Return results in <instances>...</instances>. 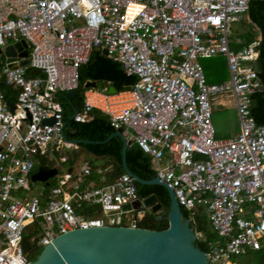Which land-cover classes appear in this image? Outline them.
<instances>
[{
    "label": "built area",
    "instance_id": "obj_1",
    "mask_svg": "<svg viewBox=\"0 0 264 264\" xmlns=\"http://www.w3.org/2000/svg\"><path fill=\"white\" fill-rule=\"evenodd\" d=\"M250 1L0 0V83L15 93L10 110L0 91V264H27L31 250L73 229L138 227L146 211L141 203L132 207L142 198L127 173L107 179L109 168L100 167L93 181L88 161L78 171L65 163L63 151L78 145L63 135L57 98L76 89L78 68L103 49L135 80L111 92L106 85L84 87L73 121L98 112L120 129L125 146L135 144L146 154L154 177L187 211L195 239L204 240L194 229L195 215L203 214L213 233L207 264H229L260 247L264 125L250 114L251 95L261 85L253 68L260 36L252 24L255 36L246 44L232 49L228 38ZM20 40L25 57L15 47V56L4 54ZM217 54L225 58L227 78L207 82L198 60ZM24 58L28 63L20 66ZM221 96L231 99L238 123L226 138L215 135L212 123ZM55 157L59 167L51 166L56 172L47 184L37 195L24 194L41 160Z\"/></svg>",
    "mask_w": 264,
    "mask_h": 264
},
{
    "label": "trees",
    "instance_id": "obj_2",
    "mask_svg": "<svg viewBox=\"0 0 264 264\" xmlns=\"http://www.w3.org/2000/svg\"><path fill=\"white\" fill-rule=\"evenodd\" d=\"M246 16L250 28L241 37V42L237 45H231L230 48L236 49L241 45L246 44L255 36V31H253L251 27L252 24L258 28L260 40L256 62L258 67L257 77L262 85V89L255 91L251 95L250 114L253 116L256 123L264 125V0H251L248 3ZM204 75L206 81L211 82L208 72L204 73ZM87 79L96 81L97 84H100L99 86H102L103 82H107L108 85L116 91L124 89L132 84L135 80V76L125 74L118 62L107 58L100 50L93 51L87 62L78 68V85L75 89L74 96L69 99V104L76 110L80 107L81 93L84 89V82ZM0 91L3 93L6 101L14 102L15 93L7 85L0 84ZM63 96L64 94H59L58 101L63 109L62 119L66 122L62 128L64 137L70 141L79 139L93 141L88 143L77 142L76 144L81 150L88 152L93 156H103L110 159L112 165L107 174L108 179L114 175L122 173V140L118 136L108 138L114 130L109 125L107 119L99 113L94 114L93 112L91 119L85 122H75L72 119L68 120L71 109L68 107ZM68 158L66 161H68ZM70 159L73 161L72 157H70ZM124 159L126 167L139 178L149 180L154 177L149 157L135 144L125 147ZM72 161L69 160L70 164ZM42 164L50 165L51 163L50 161L41 160L40 165ZM134 185L138 197L144 198L149 194H155L157 201L160 203V209L158 211H145L144 215L137 220L136 225L141 228L155 230L166 228V212L169 207V200L165 188L160 185H146L137 182H134ZM180 210L182 216L187 218V211L183 207H180ZM158 216H160L159 219L157 218ZM190 225H192V223H190ZM194 229L201 231L204 234V240L196 239L195 243L202 251L206 252V241L213 237V233L210 231L207 221L202 213L195 215ZM40 249L41 248H35L33 253L29 256V260H34ZM230 262L236 264H264V240L261 241L258 249L248 250L244 254L232 257Z\"/></svg>",
    "mask_w": 264,
    "mask_h": 264
},
{
    "label": "water",
    "instance_id": "obj_3",
    "mask_svg": "<svg viewBox=\"0 0 264 264\" xmlns=\"http://www.w3.org/2000/svg\"><path fill=\"white\" fill-rule=\"evenodd\" d=\"M24 45L23 40L16 42L13 46L7 45L4 54L15 56L14 47L20 50ZM101 51L104 55L106 54L104 49ZM17 56L25 57L26 50H20ZM27 63L26 58L19 61L20 66H26ZM14 66V63L10 64V67ZM253 68L257 71L256 61L253 62ZM38 72V69L30 71L32 74ZM94 85V81L84 83L85 87ZM261 89L262 85L259 87V90ZM108 91H113V88L109 87ZM74 94L75 89H69L64 96L67 98ZM6 104L10 110L13 109L11 102L7 101ZM74 112L75 110L69 118H72ZM119 130H115L108 138L120 137ZM73 142L93 141L79 139ZM124 151L125 145L122 140L121 165L125 173L137 183L160 185L165 188L169 200L166 212L167 227L161 230L130 226H92L73 229L51 239L48 244L41 247L35 259L27 264H207V255L196 245L193 227L188 219L182 216L173 192L155 177L144 180L132 173L126 167ZM55 172V168L37 166L30 175V179L33 182L43 181L47 184V178L53 176ZM140 203L153 212L160 209V203L155 194H149L141 201H134L132 207L137 208ZM124 208L128 209L129 206L125 205ZM157 218L159 219L160 216ZM22 245L23 250L27 251L29 244L26 240H23Z\"/></svg>",
    "mask_w": 264,
    "mask_h": 264
},
{
    "label": "rangeland",
    "instance_id": "obj_4",
    "mask_svg": "<svg viewBox=\"0 0 264 264\" xmlns=\"http://www.w3.org/2000/svg\"><path fill=\"white\" fill-rule=\"evenodd\" d=\"M250 28L247 16L244 15L243 19L241 21L233 22L231 23L230 30L228 32V38L230 40V46L231 45H237L233 43V40L235 38L241 39V37L244 35V33ZM236 48V47H235ZM234 49V48H233ZM199 63L201 64L204 73L208 72L210 76V80L212 82H218L222 81L223 79L227 78V68L225 63V58L217 54L212 57L208 58H200ZM100 84H96V87H98ZM222 102V106L217 107V111L214 113V121L213 125L217 128L219 133L216 135L222 136V137H229L232 136L233 133L237 131L238 123L237 118L235 116L233 105L231 102V99L227 96H221L218 98ZM65 155L71 156V150H64ZM86 156L84 153L75 154V160L73 163L74 169H78L81 164V160L84 159ZM86 160V159H85ZM104 159L98 158V159H89L90 165H99L103 162ZM87 161V160H86ZM50 163L52 166L59 167V161L58 158L55 157V159L50 158ZM59 170L56 174V180L59 178ZM53 183V182H52ZM51 183V184H52ZM43 184L38 181H34L30 183V186L27 190H23V193L27 196L37 195L41 189V186ZM17 192H12V194H16ZM123 224L129 223L128 218L122 219ZM33 253V250L29 252V256Z\"/></svg>",
    "mask_w": 264,
    "mask_h": 264
},
{
    "label": "crops",
    "instance_id": "obj_5",
    "mask_svg": "<svg viewBox=\"0 0 264 264\" xmlns=\"http://www.w3.org/2000/svg\"><path fill=\"white\" fill-rule=\"evenodd\" d=\"M95 51H97V50H95ZM101 51V50H100ZM101 53H102V51H101ZM103 54V53H102ZM104 55V54H103ZM104 56H106V55H104ZM107 57V56H106ZM108 58V57H107ZM83 65V64H82ZM223 80H225V79H223ZM222 80V81H223ZM86 81H94V80H91V79H87ZM85 81V82H86ZM84 82V83H85ZM95 82V87H96V81H94ZM212 82V81H211ZM218 82H221V81H218ZM104 85H106L107 86V90H108V88L109 87H111V86H109L108 85V83L107 82H103V85L102 86H98V88H100V87H103ZM93 86V87H94ZM85 87V86H84ZM112 88V87H111ZM113 91H114V89H113ZM62 94H64L65 95V93H62ZM73 97V96H72ZM63 98L66 100V102H67V104H68V107H70V109H71V113L69 114V116H68V120L69 119H72V118H69L70 116H71V114H72V112H73V110H76L75 108H73V107H71V105L69 104V99L71 98V97H67V98H65V96H63ZM58 99V98H57ZM80 105H81V103H80ZM218 106H222V105H220V104H215L214 105V107H213V111H212V123H213V121H214V113L217 111V107ZM234 110V109H233ZM95 113H98V112H94V114ZM235 113V112H234ZM92 116H93V114H92ZM73 120V119H72ZM63 123H66V122H64L63 121ZM65 125V124H64ZM215 128V135L217 134V133H219L220 131H218L217 130V128L216 127H214ZM238 129V128H237ZM234 134V133H233ZM217 137H219V138H226V137H222V136H219V135H216ZM121 138V137H120ZM122 140V139H121ZM126 147V146H125ZM71 150V149H70ZM65 151H63V155L64 156H66V157H69L68 158V161H66V164L68 165V167H70V169H73L74 171H78L79 170V168L76 170V169H74V167H73V163H74V160H75V154H79V153H84L85 154V158L84 159H82L81 160V164L83 163V161L86 159L88 162H90L89 161V159H98V158H102V159H104L103 160V162L102 163H100L99 165H97V166H95V165H91V167H92V174L90 175V176H88V179H90V180H93V181H96V176H95V172H94V170L96 169V168H100V167H105V168H109L108 169V171H107V173H106V175L108 174V172L110 171V169H111V165H112V163H111V161H110V159L109 158H107V157H103V156H93L92 154H89L88 152H85V151H83V150H81L79 147H78V149L77 150H71V153H72V155L71 156H67V155H65V153H64ZM70 157H72L73 158V161H72V159H70ZM121 157H122V152H121ZM150 159V158H149ZM69 160H71L72 161V163L70 164V162H69ZM48 161H50V160H48ZM81 164H80V166H81ZM90 164V163H89ZM150 164H151V161H150ZM38 166H41V165H38ZM42 166H47V167H49V168H51V164L50 165H48V164H42ZM151 167H152V165H151ZM152 169V168H151ZM124 172V171H123ZM50 178V177H49ZM48 179V178H47ZM107 179H108V176H107ZM38 182H41V183H45V182H43V181H38ZM135 182V181H134ZM146 185H152V184H146ZM147 211H149V209L148 208H146V212ZM229 264H236V263H229Z\"/></svg>",
    "mask_w": 264,
    "mask_h": 264
}]
</instances>
